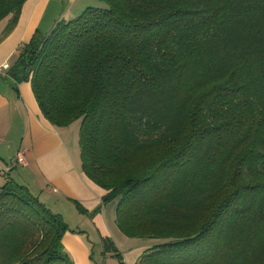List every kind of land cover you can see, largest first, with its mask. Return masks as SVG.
I'll list each match as a JSON object with an SVG mask.
<instances>
[{"label":"trees","instance_id":"trees-1","mask_svg":"<svg viewBox=\"0 0 264 264\" xmlns=\"http://www.w3.org/2000/svg\"><path fill=\"white\" fill-rule=\"evenodd\" d=\"M26 1L0 0V42ZM98 1L20 45L9 77L52 125L81 120V170L118 230L160 241L134 264H264V0ZM66 232L7 164L0 264H74Z\"/></svg>","mask_w":264,"mask_h":264},{"label":"crops","instance_id":"crops-1","mask_svg":"<svg viewBox=\"0 0 264 264\" xmlns=\"http://www.w3.org/2000/svg\"><path fill=\"white\" fill-rule=\"evenodd\" d=\"M66 1L70 10L76 4H84V0H27L17 24L0 42V65L6 62L11 66L20 45L28 42L36 32L48 33L59 18V5ZM6 23V20L0 23V35ZM8 70L0 75V141L6 144L4 148L0 147V155L7 152L12 161L18 152L24 154L25 165L18 166L19 178L32 188L40 202L60 215L71 230L81 231L66 232L62 238L72 262L92 264L91 238L86 230V220L88 228L95 229L99 236L120 238L115 206L102 205L105 191L83 174L80 150L70 137L68 127H56L46 120L34 98L30 82L16 83L9 77ZM6 166L0 163V171ZM76 204L87 214L78 213ZM66 213L79 216L77 223L74 224Z\"/></svg>","mask_w":264,"mask_h":264},{"label":"rangeland","instance_id":"rangeland-1","mask_svg":"<svg viewBox=\"0 0 264 264\" xmlns=\"http://www.w3.org/2000/svg\"><path fill=\"white\" fill-rule=\"evenodd\" d=\"M88 7L104 8V4L99 2L98 0H87V1L84 0L83 5L76 4V5H74V8L70 10V9H68L69 4L66 1L63 4L61 3L59 5V9H58V13H59L58 17L59 18L57 19V21H59V20H65V21L73 20L76 17H78ZM80 121H81L80 119H77V120L73 121L70 125L67 126L69 129V135L71 138H73L74 143L77 145L78 148H79L78 136H79ZM4 143L5 142L0 141V147L4 148V146H6V144H4ZM10 162H11V159H10V156H8L7 152H4L3 154L0 155V163L1 164H3V165L4 164H10ZM21 172H22V174L26 175L25 172H23V171H21ZM109 204L115 206L116 200L111 201ZM48 208L50 209L51 207L49 206ZM76 210L78 213H80L77 208H76ZM66 216L68 218H71L73 220L74 224L77 223L79 216L73 217L69 213H66ZM86 223H87L86 230H88V234L90 235V238H91V247H92L91 262H92V264H121L119 259L111 257L109 255H104L103 248H101L102 246L101 247L97 246V244L102 245L101 241H102L103 237L99 236L98 233L95 231V229L92 230L91 227L88 228L89 224H88L87 220H86ZM120 234H121L120 238L116 237V238H112V239L110 238V239L114 242L115 247L117 248V251L121 256L123 264H134L136 259L138 258V256L141 254V252L145 248L160 242L159 240H155V239L130 238V237L124 236L122 233H120Z\"/></svg>","mask_w":264,"mask_h":264},{"label":"built area","instance_id":"built-area-1","mask_svg":"<svg viewBox=\"0 0 264 264\" xmlns=\"http://www.w3.org/2000/svg\"><path fill=\"white\" fill-rule=\"evenodd\" d=\"M9 68H10V65L6 62L0 65V75H2L4 70H8ZM12 162L14 165H17V166L25 165L24 154L22 152H18L13 158Z\"/></svg>","mask_w":264,"mask_h":264}]
</instances>
